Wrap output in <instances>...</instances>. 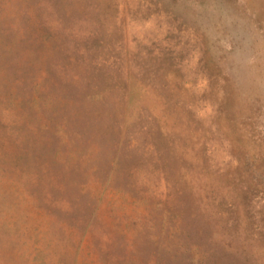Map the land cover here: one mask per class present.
Segmentation results:
<instances>
[{
  "label": "rangeland",
  "instance_id": "374dc122",
  "mask_svg": "<svg viewBox=\"0 0 264 264\" xmlns=\"http://www.w3.org/2000/svg\"><path fill=\"white\" fill-rule=\"evenodd\" d=\"M0 264H264V0H0Z\"/></svg>",
  "mask_w": 264,
  "mask_h": 264
}]
</instances>
